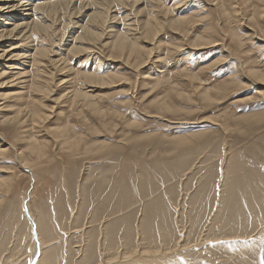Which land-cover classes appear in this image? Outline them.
<instances>
[{
	"label": "rangeland",
	"instance_id": "obj_1",
	"mask_svg": "<svg viewBox=\"0 0 264 264\" xmlns=\"http://www.w3.org/2000/svg\"><path fill=\"white\" fill-rule=\"evenodd\" d=\"M131 1L122 53L59 14L0 79V264H258L264 0Z\"/></svg>",
	"mask_w": 264,
	"mask_h": 264
},
{
	"label": "bare ground",
	"instance_id": "obj_2",
	"mask_svg": "<svg viewBox=\"0 0 264 264\" xmlns=\"http://www.w3.org/2000/svg\"><path fill=\"white\" fill-rule=\"evenodd\" d=\"M148 2H152L153 0H146ZM134 4H139L140 6V0H132L131 1ZM142 2V1H141ZM147 2V3H148ZM214 2V1H213ZM219 2V1H217ZM117 3H121V0H0V66L2 67V69L0 70V79L5 78L7 79L8 76H13L14 72L15 75L16 72H19L21 69L19 67L25 68V65L27 63H30L31 59H33V55L29 56L27 55V49L22 51L24 52L26 55H22L19 54L21 48H23V43L20 44L21 40H27L26 36L28 35V33L30 34V32H34L39 30H42L44 32H48L49 29L52 24H54L56 22V18L58 17V15L61 18H64L67 14L69 15V13H71L72 15H74L75 19H79V21L82 23V25L78 26L77 22L74 24L75 25V29L79 30V33H81V35L86 36L85 38L88 40H86V42H90V41H94L96 42V40H100L102 38V34H98L96 32H94V27H96V25L100 24L101 28H107V35L109 34L110 37H112L113 41L109 42V45L111 43V49L114 51H120L121 49L124 50L126 43V40L128 38H126L125 34L120 32V34H118L119 32L113 30V26L109 27L107 24V20L109 18H113L114 15L111 14H116L113 11L111 12L112 9H114L117 5ZM146 3V5H147ZM124 4V3H123ZM142 4V3H141ZM149 4V3H148ZM119 6V5H118ZM142 7H144V4L142 5ZM148 8V7H146ZM115 20L117 19V16H114ZM85 18V20L83 21V19ZM119 19V18H118ZM131 20V19H130ZM60 21V20H59ZM117 21V20H116ZM111 22V21H110ZM115 22V21H114ZM119 22V21H118ZM121 22V21H120ZM178 22V21H177ZM44 23H48V25H44ZM63 23V22H62ZM67 24V23H66ZM79 24V23H78ZM107 24V25H106ZM119 24V23H118ZM77 25V26H76ZM106 25V27H105ZM149 25V24H147ZM57 26V25H56ZM68 27V26H67ZM149 27V26H147ZM52 28V27H51ZM63 28V27H62ZM70 28V27H69ZM99 28V27H98ZM151 28V27H149ZM54 29V28H53ZM52 29V30H53ZM64 29V28H63ZM39 30L37 32H39ZM51 30V29H50ZM131 30V29H129ZM104 31V30H103ZM123 31V30H122ZM127 30H125L126 32ZM117 32V33H116ZM132 33V32H131ZM39 34V33H38ZM142 34V33H141ZM145 34V33H144ZM32 35V34H31ZM36 35V34H35ZM83 36V39H84ZM130 36V34L128 35ZM133 36V35H132ZM136 36V35H135ZM106 37V35H105ZM115 37V38H114ZM109 38V37H108ZM137 37H135L134 39H136ZM31 39V38H30ZM72 39V38H71ZM77 39V38H76ZM75 39V40H76ZM79 39V38H78ZM78 39L76 41H78ZM133 39V37H132ZM132 39L131 42H132ZM32 40V39H31ZM105 40V39H104ZM193 40V39H192ZM101 41V40H100ZM82 42V41H81ZM130 42V41H129ZM128 42V43H129ZM195 42V41H194ZM200 42V41H198ZM72 43V42H70ZM75 43V42H74ZM80 43V42H79ZM77 43V44H79ZM93 43V42H92ZM103 43V42H102ZM134 43V42H133ZM218 43V42H217ZM82 44V43H81ZM87 44V43H86ZM85 44V45H86ZM100 44V43H99ZM213 44V43H212ZM56 45V44H55ZM89 45V44H88ZM97 45L94 43V46ZM130 47L132 49L131 52H135V47L132 44H129ZM194 45V44H193ZM208 45V44H207ZM33 46V44H32ZM31 46V47H32ZM84 46V45H83ZM90 46V45H89ZM201 46V45H200ZM204 46V44H203ZM206 46V45H205ZM210 46V44H209ZM215 46V45H213ZM212 46V47H213ZM26 47V46H25ZM28 47V45H27ZM80 47V46H78ZM106 47V46H105ZM110 47V46H109ZM207 47V46H206ZM30 48V47H29ZM69 48V47H68ZM71 49L74 48L75 49V45L74 47H70ZM93 48V47H92ZM128 47H126L127 49ZM80 49V48H78ZM75 49V50H78ZM200 49H202L200 47ZM32 50V49H31ZM70 49H68L69 51ZM86 50V49H85ZM139 50V49H138ZM30 51V50H29ZM112 51V52H114ZM125 51V50H124ZM40 52V51H39ZM42 52V51H41ZM77 52V51H76ZM81 52V51H80ZM88 52V49L86 50V53ZM91 52V51H89ZM121 52V51H120ZM52 53V52H51ZM72 53V52H71ZM79 53V51H78ZM99 53V52H98ZM122 53V52H121ZM29 54V53H28ZM34 54V53H33ZM38 54V53H37ZM40 54V53H39ZM119 54V53H118ZM130 54V52H129ZM128 54V55H129ZM59 55V54H57ZM117 55V54H116ZM150 58V52L147 54ZM42 56V55H41ZM44 56V55H43ZM113 55H111L112 57ZM131 56V55H130ZM40 57V55H39ZM61 58V57H60ZM54 59V60H50V67L53 70H56L58 68H60L62 66V59ZM118 58H120V56H118ZM122 58V55H121ZM120 58V59H121ZM112 59V58H110ZM27 60V61H26ZM47 60V59H46ZM33 61V60H32ZM31 61V62H32ZM41 61V60H40ZM117 61V59H116ZM29 66V64H28ZM27 67V65H26ZM147 69V68H146ZM143 70V69H142ZM150 70V69H149ZM253 72V70H252ZM50 73V72H49ZM251 73V72H249ZM14 75V77H15ZM21 75V74H20ZM49 74H46V76H48ZM88 76V80L92 81V83H96V80L98 82H100V84H103L104 81L101 78H96V77H92V76ZM264 76V75H263ZM24 77V76H22ZM21 77V78H22ZM28 78V77H27ZM111 78V77H110ZM20 79V78H19ZM109 79V78H107ZM264 79V78H263ZM17 80V79H16ZM26 81V80H25ZM65 81V80H64ZM4 83V82H3ZM2 83V84H3ZM60 85H64L66 84L62 82H60ZM112 83V82H111ZM59 85V86H60ZM105 85V83L103 84ZM20 87V86H19ZM58 87V86H57ZM47 89V88H46ZM20 90V89H19ZM41 90V89H40ZM41 95H43V101L47 100V96L50 93H46L44 91H40ZM49 91V89H48ZM51 91V90H50ZM69 92V91H68ZM65 94V93H64ZM67 94V93H66ZM74 94V93H73ZM77 95L74 96H78V93H75ZM61 97V96H60ZM59 97V98H60ZM63 97H65L64 95L62 96V99H64ZM68 98V97H67ZM66 98V99H67ZM71 98V97H70ZM69 99V98H68ZM67 99V100H68ZM76 99V98H74ZM41 100V101H42ZM22 110V109H21ZM20 110V111H21ZM41 110V109H40ZM18 111V110H17ZM19 112V111H18ZM17 112V114H19ZM39 112V110H38ZM47 112V111H45ZM45 112H43V115H45ZM26 113V111L24 112ZM23 114V113H22ZM34 114L36 115V112H34ZM38 114V113H37ZM20 115V114H19ZM40 115V114H39ZM42 115V116H43ZM15 117L9 118V121H16V115H14ZM25 116V114H24ZM27 116V114H26ZM30 117V115H29ZM38 117V116H37ZM41 117V115L39 116ZM19 118V116H18ZM22 118V117H21ZM46 116H43L41 119H39L40 121L45 120ZM7 119V118H5ZM20 119V118H19ZM4 120V119H3ZM37 120V118H36ZM23 121V120H22ZM39 121V122H40ZM6 122V120H5ZM20 122V121H19ZM16 123V122H15ZM68 141V139H67ZM66 141V142H67ZM66 144V143H65ZM5 145L6 142H4V140L2 141L0 138V152H4L6 151L5 149ZM74 147H76V145H72ZM31 176V175H30ZM36 218V217H35ZM39 245V244H38ZM45 250V249H44ZM43 250V251H44ZM47 256V255H46ZM47 258V257H46ZM34 259V258H33ZM45 259V258H44ZM43 261V260H42ZM42 263V262H41ZM50 264V263H49ZM94 264V263H93Z\"/></svg>",
	"mask_w": 264,
	"mask_h": 264
},
{
	"label": "snow or ice",
	"instance_id": "obj_3",
	"mask_svg": "<svg viewBox=\"0 0 264 264\" xmlns=\"http://www.w3.org/2000/svg\"><path fill=\"white\" fill-rule=\"evenodd\" d=\"M217 243H220V244L229 243V244H231L234 242H232V241H227V242L226 241H218ZM262 243H264V241H262ZM177 264H189V262L182 257H178ZM258 264H264V248H262V250H261L260 257L258 260Z\"/></svg>",
	"mask_w": 264,
	"mask_h": 264
}]
</instances>
